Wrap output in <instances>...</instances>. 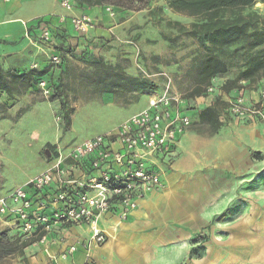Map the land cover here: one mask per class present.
Listing matches in <instances>:
<instances>
[{
	"label": "rangeland",
	"instance_id": "374dc122",
	"mask_svg": "<svg viewBox=\"0 0 264 264\" xmlns=\"http://www.w3.org/2000/svg\"><path fill=\"white\" fill-rule=\"evenodd\" d=\"M58 4L40 0L36 5L25 4L23 9L46 12ZM117 8L114 17L100 11L104 21L107 17L112 23L107 26L112 29L110 34L82 43L77 39L61 51L60 64H53L48 74V97L38 81L20 77L33 69V64L22 71L3 72L8 86L0 90V195H7L46 168L44 150L50 141L64 149L109 133L146 108L151 92H161L167 83L184 98L192 94L198 63L208 50L180 25L189 28L201 17L176 11L167 0L149 4L124 0V6ZM250 12H258L264 20V0H257L244 13ZM11 28L23 30L16 23L1 25L0 36ZM260 48L217 50L228 64L226 74L214 77L220 90L237 78ZM121 76L136 77L142 85L126 81L117 87L115 82L121 83ZM263 76L254 77L245 88L249 96L256 93ZM214 100L205 95L198 102L211 104ZM61 101L71 115L66 129ZM220 120L217 132L201 121L188 129L171 174L182 212L173 214L167 224H142L136 230L135 236L142 241L131 264H164L169 258L171 264H196L207 252L243 246L244 236L253 229L247 224L264 234V128L230 115L224 106ZM184 212L188 219L181 221ZM198 233L205 239L193 242ZM151 238L162 242L153 244Z\"/></svg>",
	"mask_w": 264,
	"mask_h": 264
},
{
	"label": "built area",
	"instance_id": "2783aa9c",
	"mask_svg": "<svg viewBox=\"0 0 264 264\" xmlns=\"http://www.w3.org/2000/svg\"><path fill=\"white\" fill-rule=\"evenodd\" d=\"M62 6L69 11L75 9L71 0H63ZM105 10L111 17L116 14L113 6H106ZM60 18L69 19L74 31L85 36L97 27L95 17L88 12ZM52 27L51 21L43 24L39 41L52 43ZM50 61L60 64V55H52ZM32 67L37 68L38 64ZM240 84V88L225 93L214 78L197 100L223 94L230 115L264 124V76L254 95L246 93L247 81ZM38 85L48 97L51 89L47 79H40ZM190 103L167 83L161 92L149 95L146 108L113 131L64 149L58 146L57 155L46 159L45 170L0 196V217L13 221L26 238L39 236L41 243L46 241V233L63 231L69 225H88L89 239H78L62 257L83 248L87 251L83 264H96L91 250L107 240L106 232L99 226L101 218L117 212L126 220L140 200L164 187L159 162H170L181 136L192 126L193 120L185 109Z\"/></svg>",
	"mask_w": 264,
	"mask_h": 264
},
{
	"label": "crops",
	"instance_id": "0c3cea01",
	"mask_svg": "<svg viewBox=\"0 0 264 264\" xmlns=\"http://www.w3.org/2000/svg\"><path fill=\"white\" fill-rule=\"evenodd\" d=\"M38 1L40 0H0V26L16 23L23 29L20 32H17L14 28L6 29L8 31L0 36V44L3 46L0 50V69L5 73L8 71H22L35 63L38 64L40 69H47L51 73L53 67L50 57L55 54L61 55V50L57 49V46L63 47L64 50L69 42L77 39L80 43L86 42L88 39L97 36H107L112 31L109 28L111 22L107 17H105L104 21L101 15L100 11L104 9L102 7L76 6L74 0H71L75 9L67 13L62 6L63 0H56V3H59L56 9L46 12L24 11L25 4L36 5ZM80 12L90 13L97 22L96 29L86 36L74 31L69 19L62 21L60 18L62 15L69 16ZM91 12H94V14ZM50 15L53 16L50 21L54 33V40L51 45L43 43L34 37V34L38 36L39 31L30 30L28 33L32 21ZM259 124L264 128L263 123ZM189 132L188 130L181 136L176 147V153L170 162L164 160L159 162L164 183L163 188L150 193L147 197L140 200L138 208L126 220H122L117 212H109L101 218L99 226L106 232L107 240L102 245L93 247L91 250V256L96 264H131V258L136 255L135 251L137 249L135 248L139 244L138 242L142 241L139 236H135L136 230L142 224H167L168 221L171 222L173 214L182 212L181 204L179 203L178 206V198L174 188L177 183L173 184L171 174L174 173L172 169H174L176 158L182 149V142ZM49 143L54 144L57 142L50 141ZM47 165L48 163L46 167ZM176 218L181 219V217ZM187 219L188 217L185 213L181 221H186ZM247 226L248 229H253H250L244 236L243 246L232 245L219 253L217 251H213L214 253L207 252L205 257L195 263L264 264V234L255 231L254 225L247 224ZM1 232L6 233L7 242L13 245H21L22 252L3 256L0 259V264H83L87 253L83 248L73 254H68L65 258L62 257V254L78 239L86 240L91 236L90 226L85 224L69 225L63 231L54 230L46 233V241L41 243L39 242V236L34 235L26 238L13 221L3 220L0 217ZM150 240L157 245L162 242L161 240L156 242L154 238ZM233 240L239 241L237 238ZM155 249L156 247L153 245V250ZM151 256L155 259L156 253L153 252ZM164 264H171V258L165 260Z\"/></svg>",
	"mask_w": 264,
	"mask_h": 264
},
{
	"label": "trees",
	"instance_id": "16d2710c",
	"mask_svg": "<svg viewBox=\"0 0 264 264\" xmlns=\"http://www.w3.org/2000/svg\"><path fill=\"white\" fill-rule=\"evenodd\" d=\"M144 2L149 4L153 0H128ZM171 8L179 12H186L192 16L201 17V20L191 24L188 28L180 25V29L185 31L198 40L207 48L208 52L199 61L197 66V84L190 97L192 102L188 105L186 110L193 120V124L197 122L208 123L212 131L217 132L222 125L220 120V111L224 106L226 108V100L224 95H216L214 102L205 104L198 102V97L205 94L207 86L211 83L215 76L224 75L228 72V64L224 58L217 54V50H226L234 48V51L241 50L254 51L264 45V20L258 12L244 13L245 10L253 6L257 0H167ZM72 2V1H71ZM76 6L86 5L89 7H102L105 9L108 4H113L114 9L124 6V0H74ZM117 6V7H115ZM117 10H120L117 8ZM229 13L230 16H226ZM51 17L38 18L31 22L29 32L40 31L43 24L50 21ZM38 39V36L34 34ZM39 40V39H38ZM44 43V42H43ZM47 44V43H46ZM51 45V43H49ZM57 49L63 50V47L57 46ZM61 56V55H60ZM51 62V61H50ZM53 65V63H51ZM35 69V68H33ZM25 70L21 78H26L29 81L40 79H47L48 86L51 88V82L48 78L49 70ZM27 71V73H26ZM264 74V47L252 54L248 60L245 68L238 74L235 80L226 84L224 88L225 93H230L233 89L240 88L241 81H250L254 77ZM3 71L0 69V90L7 88V80L3 78ZM17 75V74H15ZM121 83L115 82L117 87L126 85V81L142 85L138 78L121 76ZM247 85V86H248ZM244 86V87H247ZM122 87V86H121ZM154 92V91H153ZM152 93V92H151ZM187 97V99H188ZM61 110L63 112V119L65 129L71 125V115L66 104L61 101ZM245 122H257L259 120L243 119ZM56 144L48 143L45 150H49V155L44 150L45 157L50 159L53 155H57ZM5 232L0 233V259L3 256L17 253L21 250V245H13L7 242ZM205 239L203 234L195 235L193 242Z\"/></svg>",
	"mask_w": 264,
	"mask_h": 264
},
{
	"label": "water",
	"instance_id": "95a60500",
	"mask_svg": "<svg viewBox=\"0 0 264 264\" xmlns=\"http://www.w3.org/2000/svg\"><path fill=\"white\" fill-rule=\"evenodd\" d=\"M46 151V154L49 155V150H45Z\"/></svg>",
	"mask_w": 264,
	"mask_h": 264
}]
</instances>
